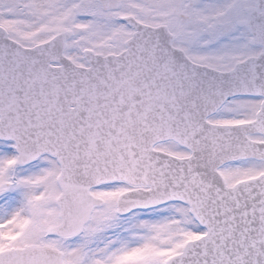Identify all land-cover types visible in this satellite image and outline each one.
I'll return each instance as SVG.
<instances>
[{"label":"snow or ice","instance_id":"1","mask_svg":"<svg viewBox=\"0 0 264 264\" xmlns=\"http://www.w3.org/2000/svg\"><path fill=\"white\" fill-rule=\"evenodd\" d=\"M0 264H264V0H0Z\"/></svg>","mask_w":264,"mask_h":264}]
</instances>
